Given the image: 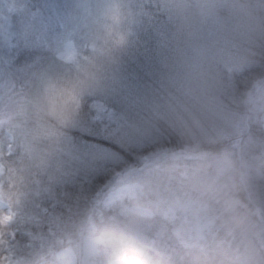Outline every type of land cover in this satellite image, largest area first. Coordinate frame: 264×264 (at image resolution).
<instances>
[{
    "label": "rangeland",
    "instance_id": "374dc122",
    "mask_svg": "<svg viewBox=\"0 0 264 264\" xmlns=\"http://www.w3.org/2000/svg\"><path fill=\"white\" fill-rule=\"evenodd\" d=\"M159 1L166 6L172 3L170 0ZM180 2L186 11L174 5L169 8L172 16L184 18L188 15L190 19L185 21L192 19L200 27L193 34L194 43L187 52L174 44L173 37L152 40L156 36V27L154 33L146 29L145 13L144 22L139 23L140 14L135 17L133 13V0H9L10 15L0 9V57L7 60V68L33 93V100L43 111L61 121L66 120L71 129L85 128L106 140L113 139L120 145L139 150L154 142L156 133L145 127L141 118L133 119L130 115L128 101L134 108L132 102H137L133 98L141 99L135 95L136 86L143 91L151 90L154 85L150 78L155 75L157 82L164 71L172 69L171 83L185 95L187 90H193L197 96L207 94L208 81L195 84L194 79H206L212 67L222 65L220 61L209 65V61L217 59L213 55L222 54L228 39L249 36L255 43L264 40L262 1ZM155 3L152 5L158 6ZM219 6L226 10L224 16L215 12V7ZM118 8L129 10L131 15L122 16ZM148 37L151 43L145 49L139 48L142 41L143 46L147 45ZM17 61L23 65L15 69ZM237 63L235 58L225 60V73L211 74L216 78L210 89L214 90L215 99L219 94H235L238 85H251L248 90V86L240 89L246 92L251 110L260 116L264 131V85H255L264 78V73H249L253 68L250 63L240 65L238 71ZM235 70L239 72L238 76L234 75ZM136 73L145 75L136 78ZM157 83L165 84L167 78ZM98 93L116 99L120 108L115 110L96 100ZM84 100L88 103L86 112H80ZM214 102L215 106L206 105L203 114L204 110L199 114L190 108L185 116L178 115L177 108L168 110L174 111L177 121L182 123L177 126L186 129L190 136L192 134L197 146L199 139L219 141L233 134L235 140L229 139L221 154L210 157L189 148L192 153L172 151L152 155L150 158L154 160L148 158L143 169L131 167L124 172L114 171L113 185L104 190L101 199H92L94 202L86 223L62 215L48 198L54 199L57 183L65 178L64 170L77 179L82 175L84 165L93 158L105 161L110 170L120 164V158L84 138L73 141L51 132L44 134L49 142L39 146L33 143L38 137L28 139L24 135L16 139L10 129L0 130V264H206L198 254L205 247V231L211 230L209 222L196 215L193 206L173 216L164 212L159 217L157 213L162 210L165 179L171 176L178 180L181 175L188 178L190 173L184 170L178 175L172 167L173 161L203 155L200 158L207 160L210 170L197 183L202 193L210 192L215 199L226 191L225 185L233 186L237 181L253 183L257 177L264 179V162L257 164L256 158L243 156V130L248 117L243 119L233 112L223 114L218 107L220 102ZM144 104L145 115L161 118V112L168 111L160 112L156 100L152 108L150 103ZM21 143H29L34 149L33 155ZM9 159L18 162L10 164ZM164 165L167 167L165 173L162 172L161 178L156 177ZM151 166L155 169L154 174L150 173ZM224 182L229 184H222ZM166 205L168 207L167 202ZM20 222L30 231L24 233L22 226L15 229L16 235H3L4 227ZM163 223L164 233L160 235L163 237L157 236L156 240L153 231L157 234ZM156 225H159L157 230ZM166 233L168 238L164 237ZM168 240L170 243H166ZM219 264L243 263L225 258Z\"/></svg>",
    "mask_w": 264,
    "mask_h": 264
},
{
    "label": "trees",
    "instance_id": "16d2710c",
    "mask_svg": "<svg viewBox=\"0 0 264 264\" xmlns=\"http://www.w3.org/2000/svg\"><path fill=\"white\" fill-rule=\"evenodd\" d=\"M0 1V9H4L5 13L10 15L11 10L8 7L9 0ZM133 1H135V11L133 12L135 17L138 13L140 14L139 23L142 24L144 22L143 15L145 13L147 19L146 29L149 30L150 33H154V28L156 27V36L152 38V40L157 37H173L174 44L177 45L180 50L183 52L191 50L195 39L193 34L197 33V30H200V27L196 21L192 19L185 21L190 19V16L188 15L184 16V18L172 16L170 13V10L172 9L169 8L174 5L182 11H186L185 7L181 5L180 0H170L172 3L167 4V6L161 5V1L159 0H155V4H158V6L152 5L153 2H155L154 0ZM244 1L249 3L257 1L264 2V0ZM3 4L4 6H2ZM138 8H142L144 11H141ZM215 12L220 16L226 14V10L220 6L215 7ZM190 22L193 24L192 26L188 25ZM192 27H194V29ZM191 39L192 42L190 43L189 41ZM150 43L151 39L148 37L147 45L143 46L144 44L142 41V46L139 48L145 49ZM184 43L185 47L182 49ZM131 48L137 49L134 47ZM105 49H109L107 44ZM150 50L154 51V49ZM195 50L197 51V49ZM221 53L220 56L212 54L217 59H211L209 65L214 61H220L222 65L212 67L210 69V74L206 79H194L195 84L198 82L200 83L201 80L208 81L209 91L207 94L202 93L197 96L193 90H187V95H185L181 89L172 85V69L164 71L157 81L160 82L167 78V83L165 84H158L154 75L150 78L153 80V89L143 91L139 86H136L137 92L135 95H138L141 99L133 98L135 99V102H137V104H134V101L132 102L134 108H131L130 102L128 101L127 103L126 100V103L129 106V111L131 112L130 115L133 116V119L136 118L139 120L141 118L143 125L152 133L153 131L156 133L154 142L139 150H136L133 147L120 145L119 143L114 142L113 139L106 140L85 128L71 129V124L66 120L61 121L43 111L38 103L33 100L35 98L33 93L26 87V85L18 82V78L7 68V60L0 57V130H4L5 128L10 129L16 139H19L24 135H26L28 139L30 137H38L37 141H34L33 143H38L39 146H44L41 143L49 142L48 139L44 138V134L51 132L72 139L73 141L84 138L88 143H92L102 150L120 158V164L117 165L114 170H110L105 161L93 158L87 165H84L83 173L77 179L73 175L71 176V173L68 170L62 172V174H65V178L57 183L54 192L55 197L54 199L48 198L49 202L52 205H55V207L62 212V215L72 216L81 223L87 222L91 214L90 208L94 202L93 200L101 199L104 190L113 185L116 173L124 172L127 168L129 169L131 167L134 169H143L144 164H147L148 158L154 160V158H150L152 155L156 156L158 154H163L164 152L174 151L175 153L181 154L189 151L192 153V151L189 150V148H192L197 149L199 154H208L210 157H216L226 149L229 139L235 140V138L232 137V134L229 138L219 141L213 138L212 141L211 139H208L209 141H201L199 139V145H195L192 137L193 135L191 134L190 136L189 132L184 128L181 130L182 126L180 128L177 126L182 123L177 121L176 116L173 114L174 111L168 110L170 107L177 108L178 115L185 116L187 109L189 108L193 113L200 114L208 106H215L214 101H219L220 105H218V107H221V110L224 111L223 114L233 112L232 114H239L243 119L248 117L245 130H243L245 135L243 156H246V158L252 156V158L257 159L255 160L256 162L259 161L257 164H261L264 162V131L259 122L260 116L251 110L248 100L249 98L244 89H242L248 86L246 89L248 90L251 85H238L239 88L235 94H219V96H217L219 97V100H216L217 97L214 99V90L210 88L212 82H214L216 78L211 76V74L215 72L224 74L226 68L223 65L225 60H228L229 58L232 60L233 58L237 59L238 63L236 64V70H238L240 65L244 66L245 64L250 63L253 68H250L251 70L249 73L255 75L262 72L264 73V40L255 43L249 36L240 38L239 40L228 39V43L224 45ZM22 65L21 61L15 62V69ZM236 70L234 71V75L238 76L239 72ZM142 75L145 74L136 73L134 77L140 78ZM231 76L233 77V75ZM234 78L236 80L239 79V77L235 76ZM255 85H264V78L255 83ZM156 87L158 89L157 91ZM240 87L242 88L240 89ZM98 94L96 100H101L115 110L120 108V104L116 99L114 100L112 97L110 98V96L102 95L101 93ZM188 98L190 100L189 102ZM85 100L80 112H86V105L88 103ZM154 100H156L160 112L168 110L164 112V117H162L164 115L163 112H161V118H156V115H145L144 103H150L152 108ZM192 101H194L193 106H190ZM203 113H205V110L202 114ZM83 118L84 117L82 116V119ZM172 125L175 126L172 127ZM204 127L206 126L204 125ZM240 143L241 141H239V145ZM21 144L22 147L27 148L33 155L34 149L29 143ZM241 147L242 144L240 149ZM39 153L43 154L41 151H39ZM139 154H142L143 157ZM202 156L203 155H194L193 159L182 158L173 161L172 167L178 175L184 170L190 171V173L188 178L185 175H181L182 177L178 180L171 176L170 178L165 179V191L163 197L161 196L160 206V209L162 210L157 212L158 216L160 217L159 214L162 215L164 212H169V214L173 216L180 214L185 208L193 206L192 211H194L196 215L201 216L202 220H207L211 226L210 232L207 233V231H205L204 233L205 247L198 254L201 260L205 259L206 264H209L210 260L211 262L213 261V264H219L225 258H230L233 262L239 260L243 264H263L264 179H262V177H257L256 182L253 183L237 181L233 186L225 185L226 191L215 199L210 192L202 193L199 190V183H197V181L210 170L207 160L205 158H200ZM7 161L14 165L18 162L15 159H9ZM166 168L164 165L163 170L157 172L155 176L161 178V174L163 175L165 173L164 171H166ZM150 169V173H153V170H155L152 166ZM114 171H116V173H114ZM78 175L79 172L77 176ZM34 178H37V176ZM222 184H229V182H224ZM250 185H253V187H250ZM28 198L31 199V194H28ZM158 199L160 200L159 196ZM33 202L37 201H29L28 203L36 204ZM166 202L168 203V207ZM23 224L24 223L20 222L9 227H4L3 235L8 237L11 236V234L16 235L15 229H20L22 226L25 231L24 233L29 232L30 230L27 225L24 226ZM160 227L162 231L160 230L157 234L153 231L156 240H158L157 236L163 237L160 235H163L164 233V223L161 224ZM158 228L159 225H156V230ZM164 237L168 238V234ZM170 240L172 241L173 239ZM166 243H170V241L168 240ZM174 249H176V247H173V250Z\"/></svg>",
    "mask_w": 264,
    "mask_h": 264
},
{
    "label": "clouds",
    "instance_id": "9594fccd",
    "mask_svg": "<svg viewBox=\"0 0 264 264\" xmlns=\"http://www.w3.org/2000/svg\"><path fill=\"white\" fill-rule=\"evenodd\" d=\"M118 11L120 12V14L122 16H130L131 15V12L129 10H126L124 8H118ZM69 103H71V100H69Z\"/></svg>",
    "mask_w": 264,
    "mask_h": 264
}]
</instances>
